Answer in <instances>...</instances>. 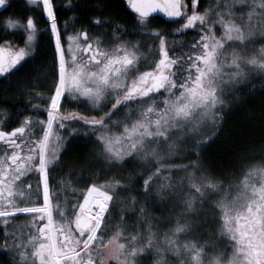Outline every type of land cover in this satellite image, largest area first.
Listing matches in <instances>:
<instances>
[{"label":"snow or ice","instance_id":"6c2138e0","mask_svg":"<svg viewBox=\"0 0 264 264\" xmlns=\"http://www.w3.org/2000/svg\"><path fill=\"white\" fill-rule=\"evenodd\" d=\"M65 2L77 7L75 0ZM27 3L47 18L52 57L50 64L41 60L40 29L32 15L6 18V30H22L23 46H0L3 86L16 77V94L28 95L31 103L27 82L33 75L42 73L49 83L42 97L46 103L31 105L37 115L25 116L10 131L0 126V249L7 252L0 264H143L146 253L155 264H264V145L261 161L247 163L235 196L228 195L231 185L225 189L205 156L223 133L224 108L240 98L239 86L252 84L255 73L264 88V0H217L203 9L199 0H123L132 29L111 16L95 17L97 26H108L102 30L105 39L86 25L65 22L61 28L55 0ZM9 7L11 0H0V10ZM158 12L179 26L154 27ZM189 29L195 35L177 52L169 37ZM130 31L135 41L122 38ZM62 101L102 114L67 111ZM74 148L82 165L99 164L119 175L132 163L142 171L134 168L133 176L92 183L83 202L66 211L53 205L51 189L58 190L55 174ZM172 156L196 159L166 164ZM174 170L186 173L175 184ZM81 178L97 179L83 170ZM141 178L142 206L122 230L123 218L113 224L114 210L122 203L121 192L132 190ZM221 192L225 195L213 199ZM149 200L172 202L171 211L179 208L175 222L167 221L171 226L163 233V245L145 207ZM15 214L31 217L26 236L10 230ZM212 226H218L216 239ZM127 227L134 234L124 236ZM204 236L209 238L201 242ZM224 237V248L218 249L217 240Z\"/></svg>","mask_w":264,"mask_h":264},{"label":"trees","instance_id":"16d2710c","mask_svg":"<svg viewBox=\"0 0 264 264\" xmlns=\"http://www.w3.org/2000/svg\"><path fill=\"white\" fill-rule=\"evenodd\" d=\"M83 1L85 3L84 6L73 9L75 11L77 10L79 16L83 18L82 21L86 19L94 20L95 17L111 16V18L116 20L117 23L120 21V23H122L124 26H126L130 30L132 29V14L126 9L124 4L121 5L119 0ZM199 2L201 5V9L210 6L209 0H199ZM29 9L33 11L35 10V7H30ZM121 16L122 20L119 19ZM82 21L78 22L73 17V23L75 24L76 28L78 26L85 25V23H82ZM69 25L71 26V24ZM153 26L175 29L179 26V24L173 22H165L159 17H154ZM38 27L40 29L38 38L40 49H45V52L41 53V60L47 58V62L50 64L52 51H50L51 49L49 48L48 27L46 26V22H44L43 25H39L38 22ZM100 28L102 29L101 26ZM43 29L44 31H41ZM44 35L46 36L45 38L43 37ZM194 35L195 32L189 29L183 36H170V46L174 47L176 51L179 52L182 42L190 40ZM122 38L131 39L133 41L137 39L136 36L132 35L131 31L123 34ZM33 63L35 65H38L40 61H34ZM244 92L242 93L240 98L236 100L235 103L229 101L227 107L224 108L226 117L222 122L223 133L219 138L216 139L215 143L210 145V147L205 152V156L211 162L213 167L218 170L213 174L217 179L223 181L225 189H228L229 185H231L232 187L234 183L238 184L241 178L244 179V175L247 171L246 165L248 162L255 164L260 162L262 158L260 147L261 145H264V88L260 87V89H256L255 95L249 93L247 94L246 91ZM73 109L82 112L86 116L99 117L102 114L98 111H89L84 105H77L75 103H73ZM78 153L79 149H72L70 154L64 158L65 163L61 166L60 169H57V172L55 174L56 179L60 178L61 180L65 176L73 179V188H83L86 191L87 187L94 182L97 184H103L104 181L108 179H120L121 176H133L134 168L137 172L142 171L138 164L133 165L132 163H130L123 169H120L119 175H114V171L105 172L104 168L101 165L97 166L96 164H80L79 162H77L79 160ZM188 159L192 160L196 159V157L191 156ZM165 163L168 164L167 160H165ZM176 164L177 163H173L172 161L171 164L168 165L176 166ZM82 170L83 175H87L90 171L97 177V179H82ZM172 174L173 172L171 173V175ZM225 176L229 177V179L225 180ZM142 183L143 179L141 178L138 184L132 186V190H130L129 192H121L120 194L119 201H122V203H117L116 209L114 210L115 219L113 221V224H120L121 219L123 218V223L120 224L122 230L126 225H131L133 221L136 220L138 210L142 206L140 203V201L143 200V188L141 187ZM131 196H138L137 201H132ZM220 197L221 196L219 195L217 197H213V199H219ZM145 207L147 208L148 215L150 217H154V219H151L150 221L153 225L156 226L153 228V231H158L160 234L164 233V231L171 226L167 221L171 220L173 223L175 222L177 212L179 211L178 207L176 208V211H171L172 202L159 203L156 200H149ZM131 209H135V211H131ZM144 227L146 229L147 225H144ZM212 227L213 231H215V235L212 236V238L216 239V230L218 229V226ZM13 228L20 231L19 229H17L16 225L11 226L10 230ZM2 230L3 228L0 225V241L1 239H3ZM130 233L134 234L133 229L131 227H127V230L123 232V235L127 236ZM111 235L112 232L109 231L108 236ZM209 235L212 234L210 233ZM187 238L191 239L192 237ZM208 238V236H204L201 242ZM180 239L181 241H183L185 237L181 236ZM159 243L163 245V241L161 242L160 238ZM0 244L3 243L0 242ZM218 244L219 240H217L218 249L224 248V246L222 245L224 244L222 240L220 241V245ZM210 250L211 249H209V251ZM229 250L230 249H228V252ZM6 256V250L0 249V259L5 258ZM154 261L155 257L151 253L145 254L143 264H153Z\"/></svg>","mask_w":264,"mask_h":264},{"label":"flooded vegetation","instance_id":"af4514ba","mask_svg":"<svg viewBox=\"0 0 264 264\" xmlns=\"http://www.w3.org/2000/svg\"><path fill=\"white\" fill-rule=\"evenodd\" d=\"M119 1L121 5L124 4L123 0H119ZM55 2L58 5H60L58 24L61 28H63L65 22L72 24L73 17L78 22L82 21L83 18L79 16L77 10L76 11L73 10V8H71L65 2V0H55ZM75 3L77 4L76 8H80L85 4L83 0H75ZM30 7H35V10L31 11L29 9ZM29 15H32L34 19L39 22V25H43V23L47 21L46 16L42 15L38 6H32L28 4L27 0H11V7L7 8L6 10H0V46L8 47L9 44H11L13 48L23 46V41L21 39V36L23 35L22 30L19 29L15 31L11 29L6 30L4 27V22L6 18L9 17L12 18L18 17V18L26 19ZM119 19L122 20V16ZM90 21L92 22L90 23ZM82 23H85V25L89 27L95 35L97 36L101 35V37H102V30L108 28L107 25H100L102 27L101 29L100 26H97L95 24L94 20L86 19L83 20ZM118 23L123 25L122 23H120V21ZM80 27L81 26H78L77 28ZM41 31H44V29ZM43 37L45 38L46 36L44 35ZM38 38H39V33L37 34V41ZM102 38L105 39L104 36ZM44 52L45 49L41 48V53ZM39 64L36 66H39ZM48 83L49 81L44 79L42 73L39 76H37L36 74L33 75V78L27 82V88L31 92V103H29L30 97L28 95L20 96L16 94L19 90L16 77H13L11 83L6 87L3 86V82L0 81V126L3 127V130L10 131L12 127L19 126L20 120L23 119L25 116L37 115L36 112L32 111L31 105L46 103V101L42 97L47 95ZM62 103H64L65 109L67 111L73 110V103H68L64 101H62ZM41 118L42 119L46 118V116H44V114L41 113ZM2 147H3V142H0V148ZM55 183L58 186V190L57 187H53L51 189L55 197L52 201L54 206L57 203H59L60 207L67 211L71 208V205L76 203L77 201L83 202V195L86 191L83 188H78V187L73 188V179L65 176L60 180V178L56 179L55 177ZM32 184L33 186H35L36 184L35 175L32 176ZM40 202H42V197ZM0 222L2 223V224L0 223V225L3 228L2 230L3 232L4 231L3 222L2 221ZM160 240L161 242L163 241V233L160 234ZM0 242L3 243V239H1ZM112 264H115V262L113 261ZM153 264H155V261Z\"/></svg>","mask_w":264,"mask_h":264},{"label":"rangeland","instance_id":"374dc122","mask_svg":"<svg viewBox=\"0 0 264 264\" xmlns=\"http://www.w3.org/2000/svg\"><path fill=\"white\" fill-rule=\"evenodd\" d=\"M210 2V6L208 7H211L212 5H214L217 0H209ZM102 38V37H101ZM106 38V37H105ZM104 39V38H102ZM262 43H264V41H261ZM256 47H259V43H257ZM142 51H144L142 49ZM255 85V88L252 87V85ZM261 85H260V77L259 75L253 73V80H252V84H248V85H245V84H242L239 86L240 89H242V92H241V95L244 91L247 92V94H251L250 92V89L251 91H255L256 89H260ZM245 93V92H244ZM240 95V96H241ZM231 101V100H229ZM115 119V118H114ZM167 163L168 164H171V162L173 161V163H177L176 166L178 165H186L189 163V160L191 159H181L179 158V156H172L170 158H167ZM192 160H195V159H192ZM97 166H99V164H96ZM189 171H192L191 169H189ZM186 176V173L184 171H176L175 172L173 171V174H172V177H173V182L176 183L178 181H181L182 178H184ZM258 180V178H255ZM243 182V179L241 178L240 181L238 182V184H233L231 189L228 191V195H231V196H235L236 195V190H237V187ZM185 185L187 184V181L185 180L184 181ZM220 196H224L225 193L224 192H221V194H219ZM16 216L13 218V221L12 223L10 224V227L13 226V225H16L17 229H19L20 233H22L24 236H26L29 231H30V225L28 223V221L31 219V217L28 215V214H15ZM1 223V222H0ZM2 224V223H1ZM215 232V231H214ZM219 236V230L217 229L216 230V237ZM219 240V244L220 245V241L222 240H226V237L222 238V239H218ZM224 246V244H222ZM223 249V248H221ZM212 251V250H210ZM212 254H214V252H212ZM229 254H230V250H229Z\"/></svg>","mask_w":264,"mask_h":264},{"label":"water","instance_id":"95a60500","mask_svg":"<svg viewBox=\"0 0 264 264\" xmlns=\"http://www.w3.org/2000/svg\"><path fill=\"white\" fill-rule=\"evenodd\" d=\"M127 9V8H126ZM128 10V9H127ZM129 11V10H128ZM130 12V11H129ZM154 17H159V18H161L163 21H165V22H172V20L173 19H175V18H169V17H167L165 14H163V13H160V12H158V13H156V14H154Z\"/></svg>","mask_w":264,"mask_h":264},{"label":"bare ground","instance_id":"6f19581e","mask_svg":"<svg viewBox=\"0 0 264 264\" xmlns=\"http://www.w3.org/2000/svg\"><path fill=\"white\" fill-rule=\"evenodd\" d=\"M72 166V165H71Z\"/></svg>","mask_w":264,"mask_h":264}]
</instances>
